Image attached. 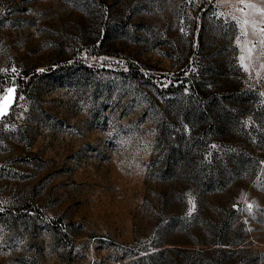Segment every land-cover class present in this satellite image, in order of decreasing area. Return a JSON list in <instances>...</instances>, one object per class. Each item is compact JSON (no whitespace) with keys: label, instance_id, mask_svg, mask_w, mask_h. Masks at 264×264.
Here are the masks:
<instances>
[{"label":"rangeland","instance_id":"1","mask_svg":"<svg viewBox=\"0 0 264 264\" xmlns=\"http://www.w3.org/2000/svg\"><path fill=\"white\" fill-rule=\"evenodd\" d=\"M200 32L264 105V0H0V264H264V161L189 226L151 181Z\"/></svg>","mask_w":264,"mask_h":264},{"label":"trees","instance_id":"2","mask_svg":"<svg viewBox=\"0 0 264 264\" xmlns=\"http://www.w3.org/2000/svg\"><path fill=\"white\" fill-rule=\"evenodd\" d=\"M206 43L200 32L197 45L191 47L199 59L181 79L168 105L170 118L180 125L174 133L170 127L159 130L161 149L150 166L156 197L164 208H170L169 227L190 225L177 212L186 199L191 203L189 208L183 203L187 212L202 208L211 196L222 192L231 201L238 185L252 178L264 161V105L256 92L241 87L237 60H227L224 43H217L212 54ZM227 175L231 176L229 185L224 181ZM211 236V245L228 242L220 231ZM191 246L185 243L181 250L188 253ZM170 250L160 249L149 258Z\"/></svg>","mask_w":264,"mask_h":264},{"label":"snow or ice","instance_id":"3","mask_svg":"<svg viewBox=\"0 0 264 264\" xmlns=\"http://www.w3.org/2000/svg\"><path fill=\"white\" fill-rule=\"evenodd\" d=\"M12 93H14V89L8 90V95L0 98V114H3V112L10 107L11 99H12ZM251 207V205H249Z\"/></svg>","mask_w":264,"mask_h":264}]
</instances>
